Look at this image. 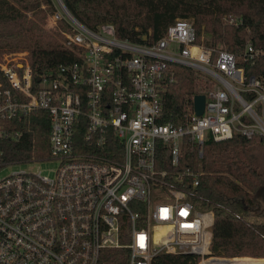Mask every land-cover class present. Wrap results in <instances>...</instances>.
Instances as JSON below:
<instances>
[{
  "label": "built area",
  "instance_id": "1",
  "mask_svg": "<svg viewBox=\"0 0 264 264\" xmlns=\"http://www.w3.org/2000/svg\"><path fill=\"white\" fill-rule=\"evenodd\" d=\"M51 19L67 26L59 42L74 60L40 72L27 58L7 59L15 52L0 60V139L20 135L1 121L43 110L48 155L29 162L55 163L49 174H2L15 163L0 149V264H161L162 254L264 264L211 254L213 212L190 199L202 172L180 167L188 141L201 157L209 138L264 139V47L252 38L238 54L208 45L205 25L197 31L189 18L154 41L119 38L107 22L89 28L64 9ZM224 21L242 24L231 14ZM174 64L190 68L194 94L163 122ZM195 95L204 96L201 114Z\"/></svg>",
  "mask_w": 264,
  "mask_h": 264
},
{
  "label": "trees",
  "instance_id": "2",
  "mask_svg": "<svg viewBox=\"0 0 264 264\" xmlns=\"http://www.w3.org/2000/svg\"><path fill=\"white\" fill-rule=\"evenodd\" d=\"M64 8L83 25H114L119 38L138 41L159 39L176 18L202 24L206 44L223 45L238 54L249 38L264 47V0H60ZM51 0H0V54L26 52L30 70L40 72L74 60V54L46 37L32 12ZM242 19L239 26L224 22V15ZM41 20V19H40ZM42 21V20H41ZM63 29L67 26L60 21ZM175 81L163 95V122L177 119L191 102L194 83L190 68L174 64ZM1 80V77H0ZM6 129H18L16 139L1 138L2 159L24 163L48 155V115L35 109L14 120H3ZM260 148V156L253 149ZM200 170L196 195L191 201L199 211H212L214 223L211 254L220 257H264V139L235 135L222 141L209 138L203 155L188 141L183 146L180 167ZM193 254H162L161 264H194Z\"/></svg>",
  "mask_w": 264,
  "mask_h": 264
},
{
  "label": "rangeland",
  "instance_id": "3",
  "mask_svg": "<svg viewBox=\"0 0 264 264\" xmlns=\"http://www.w3.org/2000/svg\"><path fill=\"white\" fill-rule=\"evenodd\" d=\"M51 5H52V10L51 9L49 10V8H47L46 5L40 4L38 9L32 11L31 13L28 12V15L30 18H34L36 21H38L41 30L43 31V33L46 35L47 38L54 40L60 44L59 41L61 40L62 32H66V29H63L61 27L60 21H55V23H53L51 16L55 12L61 13V11H63V8L58 2V0H51ZM225 16L226 15L223 16V20ZM204 31H206L205 26H204ZM206 40L207 38L205 37V41ZM217 45L218 46L220 45L223 48H225L221 44H217ZM15 53L16 54L7 55V59L18 58V57L27 58L26 53H21V52H18V53L15 52ZM4 55L6 54L4 53L0 54V60L4 57ZM253 151L257 156H260L261 152L258 146H256L253 149ZM54 165H55L54 161L15 163V164L8 165L4 170L1 171V173L5 174L11 171L21 170V171H28V172L29 171H40L41 173L49 174L50 170L54 167Z\"/></svg>",
  "mask_w": 264,
  "mask_h": 264
},
{
  "label": "water",
  "instance_id": "4",
  "mask_svg": "<svg viewBox=\"0 0 264 264\" xmlns=\"http://www.w3.org/2000/svg\"><path fill=\"white\" fill-rule=\"evenodd\" d=\"M58 2L60 3V5L62 6V8L67 12V10L64 8V6L62 5L61 1L58 0ZM69 13V12H67ZM146 35H144L141 40L142 41H145L146 40ZM36 80H38V77H36ZM194 108H195V111L198 113V114H201L203 112V109H204V96L203 95H195L194 97Z\"/></svg>",
  "mask_w": 264,
  "mask_h": 264
}]
</instances>
